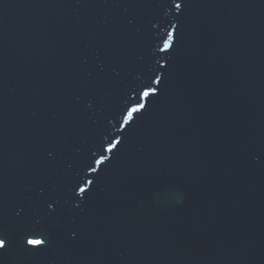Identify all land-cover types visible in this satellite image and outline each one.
Masks as SVG:
<instances>
[{
  "label": "water",
  "instance_id": "1",
  "mask_svg": "<svg viewBox=\"0 0 264 264\" xmlns=\"http://www.w3.org/2000/svg\"><path fill=\"white\" fill-rule=\"evenodd\" d=\"M0 230V264H264V0H0Z\"/></svg>",
  "mask_w": 264,
  "mask_h": 264
},
{
  "label": "snow or ice",
  "instance_id": "2",
  "mask_svg": "<svg viewBox=\"0 0 264 264\" xmlns=\"http://www.w3.org/2000/svg\"><path fill=\"white\" fill-rule=\"evenodd\" d=\"M175 7L179 9V8H181V5L179 3H177L175 5ZM172 40H173V36L171 33H169L168 39L164 43V49L165 50L169 49V47L172 44ZM157 83H159V80H157ZM155 91H156V89H154V88L150 89L148 91H144L143 96L147 97L150 95V93L154 94ZM142 108H144V105L140 104L138 107H135V108H132L131 110H129L127 116L125 117V123H127L129 120L132 119L133 113L140 111V109H142ZM115 147H116V144H111L109 146V148L107 149V151L111 152ZM97 163H100V161H97ZM80 192H85V189L80 188ZM50 206L51 205L49 204V207ZM2 231L3 230H0V250H3V251L0 252V255H3L4 253H6L9 250L7 243H6L7 237L2 235ZM25 240H26V244L29 246H32L33 249H37V248L46 246L45 240L31 239V238H28V236H26Z\"/></svg>",
  "mask_w": 264,
  "mask_h": 264
}]
</instances>
